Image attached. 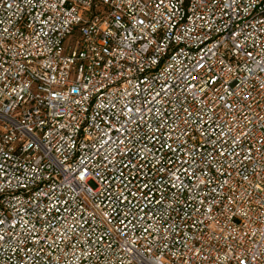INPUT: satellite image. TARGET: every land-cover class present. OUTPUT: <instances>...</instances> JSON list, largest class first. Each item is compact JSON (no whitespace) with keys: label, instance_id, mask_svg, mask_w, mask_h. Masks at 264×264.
Wrapping results in <instances>:
<instances>
[{"label":"built area","instance_id":"2783aa9c","mask_svg":"<svg viewBox=\"0 0 264 264\" xmlns=\"http://www.w3.org/2000/svg\"><path fill=\"white\" fill-rule=\"evenodd\" d=\"M0 264H264V0H0Z\"/></svg>","mask_w":264,"mask_h":264}]
</instances>
